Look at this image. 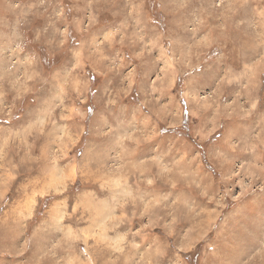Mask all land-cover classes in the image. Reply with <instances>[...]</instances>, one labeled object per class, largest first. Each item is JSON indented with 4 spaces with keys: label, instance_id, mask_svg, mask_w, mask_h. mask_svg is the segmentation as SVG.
I'll return each instance as SVG.
<instances>
[{
    "label": "rangeland",
    "instance_id": "1",
    "mask_svg": "<svg viewBox=\"0 0 264 264\" xmlns=\"http://www.w3.org/2000/svg\"><path fill=\"white\" fill-rule=\"evenodd\" d=\"M194 262L264 264V0H0V264Z\"/></svg>",
    "mask_w": 264,
    "mask_h": 264
},
{
    "label": "trees",
    "instance_id": "2",
    "mask_svg": "<svg viewBox=\"0 0 264 264\" xmlns=\"http://www.w3.org/2000/svg\"><path fill=\"white\" fill-rule=\"evenodd\" d=\"M186 119H185V124L183 125L182 128L179 129V133H183L184 135L188 136V129L191 127L189 124V118L187 117V111H185ZM185 132V133H184ZM191 264H197L196 262L191 263Z\"/></svg>",
    "mask_w": 264,
    "mask_h": 264
}]
</instances>
